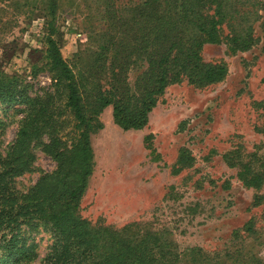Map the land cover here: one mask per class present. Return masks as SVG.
Masks as SVG:
<instances>
[{"label":"rangeland","instance_id":"obj_1","mask_svg":"<svg viewBox=\"0 0 264 264\" xmlns=\"http://www.w3.org/2000/svg\"><path fill=\"white\" fill-rule=\"evenodd\" d=\"M259 1L255 42L247 51L231 53L224 43L201 49L203 62L225 66L221 81L196 87L182 79L167 86L140 130H121L111 120V107L102 109L99 128L89 134L91 173L78 211L90 226L131 225L125 236L149 241L155 256L165 259L182 253L190 259L189 250H198L211 261L236 253L264 261V182L256 190L245 189L236 178L243 166L264 174V0ZM125 2L0 1V72L17 79L31 97L52 94L53 81L43 66V37L52 18L61 58L73 73L88 83L95 76L104 79L107 72L99 76L94 60L98 35L110 28L105 12L114 8L126 16ZM142 69L136 64L126 72V110L135 107L133 78ZM24 110L0 103V158ZM61 120L62 133L69 132L70 116ZM46 142L44 136L30 144L33 161L13 179L17 192L26 193L40 175L54 170L55 162L42 151ZM254 194L262 196L257 205ZM248 221L252 231L245 233ZM21 231L34 248L33 260L23 264H40L49 252L51 231L43 224Z\"/></svg>","mask_w":264,"mask_h":264},{"label":"trees","instance_id":"obj_2","mask_svg":"<svg viewBox=\"0 0 264 264\" xmlns=\"http://www.w3.org/2000/svg\"><path fill=\"white\" fill-rule=\"evenodd\" d=\"M125 3L126 16L113 6L105 12L110 28L98 35L94 60L99 62V76L107 72L104 79L95 76L88 83L73 73L61 58L52 18L43 37V66L53 81L52 94L31 97L17 79L0 72V103L25 108L13 142L0 158V264L33 260V245L27 243L21 227L39 224L52 235L49 252L40 264H264L252 256L246 259V253L231 255L227 262L211 261L198 250H189L190 259L185 253L169 259L157 257L149 241L146 245L125 236L131 225L93 227L79 216L80 198L91 173L89 134L99 128L97 117L102 109L111 107V120L121 130H140L167 86L182 79L196 87L221 81L225 66L203 62L202 47L224 43L231 53L247 51L255 42L252 25L263 6L259 0ZM136 64L143 67L133 78L136 104L126 110L130 92L126 72ZM65 114L73 124L62 133ZM44 136L47 142L42 151L53 159L55 168L40 175L26 193H19L13 179L29 169L33 161L30 144ZM236 178L245 189L256 190L264 182V174L251 173L246 166ZM261 200V195L252 196L253 205ZM242 229L250 233V222Z\"/></svg>","mask_w":264,"mask_h":264}]
</instances>
